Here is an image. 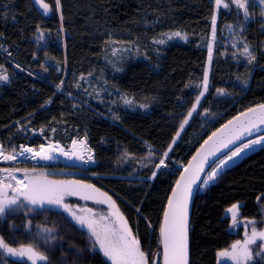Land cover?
I'll return each instance as SVG.
<instances>
[{
  "label": "trees",
  "instance_id": "1",
  "mask_svg": "<svg viewBox=\"0 0 264 264\" xmlns=\"http://www.w3.org/2000/svg\"><path fill=\"white\" fill-rule=\"evenodd\" d=\"M44 1L53 8L49 17L31 0H0V50L14 53L9 60L0 55V71L10 78L0 85V146L5 155L20 159L27 155H20L24 148L39 151L50 142L70 147L86 138L96 160L87 175L49 176L80 180L108 193L150 264H156L162 260L163 215L183 168L220 126L264 103V17L259 11L242 31L252 48L251 62L249 56L238 58L237 49H216L209 90L176 142L202 93L209 58L204 45L213 28L215 0H60L61 12L55 0ZM226 1L229 8L220 11L217 23L219 40L227 27L241 24L235 6ZM175 32L186 34L189 42L162 49L153 45ZM120 44L146 52L147 58L127 55L108 63ZM83 77L102 81L150 112L118 108L113 117H104L100 112L108 115L106 108L81 93ZM169 150L170 165L158 172ZM176 163L181 166L174 172ZM237 203L243 204L242 218L264 228V146L214 183H203L192 214V264H217L220 251L244 238V228L233 233L226 216ZM0 238L47 257L36 264H111L93 250L85 230L54 208L14 205L0 216ZM0 264L32 261L0 250ZM250 264H264V253Z\"/></svg>",
  "mask_w": 264,
  "mask_h": 264
},
{
  "label": "rangeland",
  "instance_id": "2",
  "mask_svg": "<svg viewBox=\"0 0 264 264\" xmlns=\"http://www.w3.org/2000/svg\"><path fill=\"white\" fill-rule=\"evenodd\" d=\"M223 3H228V2L226 0H223ZM215 5H216V0H215ZM233 5L235 6V4ZM247 7H248L249 15H248V18L245 19L244 10L239 9L235 6L237 13L241 16V24L231 25L227 27L223 33L222 39L219 40V37L217 36V23L219 20L220 11L222 9L228 10L229 7L224 8L223 4H221L219 7H217L216 5L215 14L213 17V19H215V23H213V20H212V23H213L212 32L209 35V37L205 40V45H204L209 52V58H208V63H207V67H206L205 74H204V81L202 84L203 95H201L198 98L199 102L196 103L194 106L195 111H193L194 108L191 110L190 112L191 115L188 116L186 119L187 123L183 124V130L189 124L191 119L197 114L199 105L209 90L210 73H211L213 62L216 57L215 55L216 49L218 48L223 49L224 47H230L233 49H237L238 58L240 59L246 58L248 56V53L252 54V48L248 45V43L244 41L242 37V31H243V28L247 24H249L250 22L256 19L255 17L259 13V11L264 10V4H260L259 0H250V1L247 0ZM55 8L58 12H61V2H60L59 8H57V6H55ZM189 40L190 38L186 34L181 33V32H175L173 34L167 35L161 40L154 41L153 45L158 47V49H162L168 43L177 42L181 44H187ZM245 46H247L248 53H245L244 51ZM2 50H4V48L1 49L0 51ZM5 50L10 51L11 49H5ZM127 55L133 56L134 59H138V58L144 59L145 57L147 58L146 52H141L140 49L130 48L128 46H124L120 44L113 48V50L109 53L108 57L106 58V61L108 63H116L117 60ZM0 75L7 76V80H0V85L2 84L6 85L10 83L9 76L5 74L2 70L0 71ZM205 76L207 77V90L206 91L204 89ZM82 79H83V86L80 90L81 93L83 94L85 99L90 101V103L105 107L107 113H109L108 114L109 116L101 112L100 114L106 118L113 117L114 112H115L114 110L118 108H122L125 111H131V112H139V113H149L150 112L149 106L144 105V104H137L130 97L116 94V93L109 91L102 81L94 80L91 77H83ZM82 103H88V102L84 101ZM183 130L179 132V135L176 138V142L179 141V138ZM255 139H259V137ZM244 144H242L241 146H243ZM263 146H264V141H262L261 144L259 145H253L251 148L245 149L243 152H241L239 156L234 157L233 160H229L227 164H224L223 166H221V162L225 160L228 155L232 154L234 151H236L239 148L237 147L235 150H233L232 152L224 156L222 159H220L214 165V167L209 171L204 181L205 186L214 183L216 179L223 172L235 166L236 164L240 163L245 157L259 150ZM44 149H45V152L48 153L49 156L52 157L51 159L41 160L38 157L33 156L32 153H27V155H25L24 157L20 159L18 157H16L15 160L0 159V162H3V163L7 162L9 165L6 167L0 166V169H3V168L19 169L18 171H15L13 174L16 176L17 180H24L25 184H28L31 181L43 182L45 180L57 181V182L59 181L79 182L78 184H71V185L66 184V187H75L77 189L76 194H68V192L63 193V204L68 206V211H66L63 206H58L55 204H48L47 202H45L43 206H40L39 204L31 205L26 200H24L23 196H21L16 191H13V189L6 190L7 198L11 199L12 197H16L18 200V203L25 202L26 204L32 207H37V208L49 207V208H54V209L64 212L77 226L85 230L90 235L94 243H95L96 238L92 235L91 230L87 227V225H81L76 219V217H82L86 220L93 221L97 232L101 233V238H103L105 233H107L109 239H115V237L119 235V229L121 227V221L118 217H122L124 222H126V220L121 214L116 201L108 193L95 187L92 184H89V183H86L80 180H75V179L58 180V179H54L49 176V175H73V176L87 175V173L85 172L87 167L90 165L96 164L94 152H92L89 149V147L85 149V160L86 161H85V164L83 165V168L69 167L70 169H60V168H52V167H58V165H62L60 164V161L63 158L65 159L66 157L72 154V147L71 146L66 147L61 143L50 142L49 144L44 146ZM46 149H50L51 154L47 152ZM39 151H34V152H39ZM166 153H167L166 156L165 154L163 155V160H162L163 163H160V165L158 166V170H157L158 172L164 171V169L170 165L168 164V162L170 161V150ZM22 162L29 164V166L21 167L19 164ZM180 166H181L180 163H176L173 169L174 172L176 169L180 168ZM24 169H27L28 171L25 173V171H23ZM213 171L216 172V176L213 179H209V175ZM8 175L9 173L0 171V180H3L4 177ZM25 177H27V179H25ZM4 182L12 184L14 188L20 187L19 185L16 184L15 180L8 179V180H5ZM80 185H90L91 187L90 188H80L79 187ZM23 190L27 191L28 189L24 188ZM85 196L89 198L85 199L84 198ZM235 205H238L235 222L232 220V213L228 211L233 206L230 207L226 211V216L230 217L232 220L231 231L233 233H237L241 227L244 228V238L237 241L234 244L236 245L234 259L231 256H220L219 255L220 252H227L230 254L233 253L234 250L232 246L231 248L222 250L218 253L217 264H250L256 257H259L262 255V253H264V239H262L259 235H257L254 240L251 239L253 227H255V230L257 233L264 231V228L259 229L255 224L256 220H246L241 217V208L243 206L242 203H237ZM13 206L14 205H9V207L5 209V212ZM126 225H127V228L130 229L127 222H126ZM246 241H249V242L245 244ZM245 247L247 248V251L251 254L250 259L246 258V254L244 252ZM95 248L98 251H100L98 245H95ZM140 251L144 253L146 264H150L149 254L147 252L142 251L141 248H140ZM109 262L111 263V261ZM160 263L162 264V260L160 262L158 260L156 261V264H160Z\"/></svg>",
  "mask_w": 264,
  "mask_h": 264
},
{
  "label": "snow or ice",
  "instance_id": "3",
  "mask_svg": "<svg viewBox=\"0 0 264 264\" xmlns=\"http://www.w3.org/2000/svg\"><path fill=\"white\" fill-rule=\"evenodd\" d=\"M231 3L235 4V6L239 9L244 10L245 19L248 18L249 12L247 7V0H230ZM36 3L39 4L47 13L50 10V6L48 3H45L44 0H36ZM260 4H264V0H259ZM55 4L57 8L60 6V0H55ZM223 4L224 8H228V3H223V0H216V5L219 7ZM261 15L264 16V10L261 11ZM213 23H215V19H213ZM214 31V30H213ZM178 35V34H177ZM245 53H248L247 46L244 49ZM249 62L254 59V57L248 53ZM0 80H7V76L0 75ZM204 89L207 90V77L205 76ZM203 95V93H201ZM199 101L197 100V103ZM195 111V108L193 109ZM249 112H256V109H249ZM261 115L259 118L260 123H264V105H260ZM248 113H244L247 115ZM191 113H189V116ZM239 119V117H237ZM187 123V120L184 121ZM232 123V121H229ZM227 127V125H225ZM181 130H183V125H181ZM249 134L251 132L249 131ZM215 135V133L213 134ZM264 141V135L260 136L259 139L251 140L248 143H245L243 146L239 147L232 154L228 155L225 160L221 162V166L227 164L229 160H233L234 157L239 156L241 152L245 149L251 148L253 145H259ZM14 152V150H13ZM24 153H32L33 156L38 157L41 160H48L52 157L47 155L43 145L40 147L39 152H34L31 148H24ZM43 153V154H42ZM167 153H165V156ZM200 155L199 153L197 154ZM0 159L3 160H15V154L5 155V150L3 146H0ZM197 157H193L195 161ZM163 163V161H161ZM203 161L201 160L199 164L196 165L197 170L200 165H202ZM189 167H193V165H189ZM19 169H9L3 168L0 171L9 173L8 176H5L3 180H0V216L5 213V209L9 207V205H15L18 203L16 197H12L11 199L7 198V189H13L21 196H23L24 200H26L31 205L43 206L45 202L48 204H55L58 206H63L66 211H68V206L63 204V193L68 192V194H76L77 189L75 187H66V184H78L79 182H63V181H48L45 180L43 182L40 181H31L28 184H25L24 180H17L16 176L13 174L15 171ZM25 173L28 171L24 169ZM216 176V172L213 171L209 175V179H213ZM15 180L16 184L20 187L14 188L12 184L5 183V180ZM27 179V177H25ZM182 180L184 177L181 178ZM194 179V177H193ZM191 182L189 180L185 185L181 193L178 195L176 192L173 193V196L176 197L175 203L170 200L168 207L169 211L164 214V227L161 229L162 234V243H163V260L164 264H187V206L188 199L191 193ZM206 183V182H205ZM80 188H90V185H80ZM179 187V185H178ZM27 188V191L23 189ZM85 199L89 198L87 196ZM110 199V198H109ZM238 205H233L231 209L228 211L232 213V220L235 222L236 220V212ZM121 221V227L119 229V235L115 237V239H109L107 233H105L104 237L101 238V233L97 232L94 222L91 220H86L82 217H76L78 222L81 225H87V227L91 230L92 235L96 238L94 243L99 246V250L103 253V255L111 261V264H146L144 253L140 251L139 242L132 236L130 229L127 228L126 222L123 221L122 217H118ZM46 232L51 231L50 229H45ZM259 235L262 239H264V231L257 233L255 227L252 228V240ZM48 237H45L47 239ZM249 241H246L247 244ZM235 249L236 245H233V253L220 252V256H231L233 259L235 258ZM0 250H3L5 254H8L13 257H17L20 259L27 258V260L32 261V264H36L37 261H46L47 257L36 252L31 246L25 248H13L10 247L7 242L3 238H0ZM244 252L246 254V258H251V254L247 251L245 247Z\"/></svg>",
  "mask_w": 264,
  "mask_h": 264
},
{
  "label": "water",
  "instance_id": "4",
  "mask_svg": "<svg viewBox=\"0 0 264 264\" xmlns=\"http://www.w3.org/2000/svg\"><path fill=\"white\" fill-rule=\"evenodd\" d=\"M35 7L46 17H49L53 13V8L50 6V10L45 13V10L36 3V0H31ZM45 2V1H44ZM46 3V2H45ZM260 105L254 106L250 109H256V112H249L248 110L238 114L229 121L220 126L216 131H214L196 150L193 156L190 158L186 166L181 171L177 182L174 185L172 193L169 197L165 212L169 211V201L172 200L175 203L176 197L173 193L176 192L178 195L184 188V185L189 181L191 182V193L188 199L187 206V264L191 263V223L192 214L194 209L195 199L198 192L200 191L209 171L214 167V165L222 159L224 156L235 150L242 144L264 135V123L259 122L261 115ZM244 113H248L244 115ZM239 117V119H237ZM227 125V127H225ZM249 131L251 134H249ZM215 133V135H213ZM72 154L65 159L60 161V164L67 167L83 168L85 164V149L88 146V140L83 138L81 141L75 140L72 145ZM200 154L199 156L197 154ZM193 157H197L194 161ZM203 161L197 170L196 165ZM193 165V167H189ZM184 177L182 180L181 178ZM194 177V179H193ZM179 185V187H178ZM164 212V214H165ZM164 227V215L162 219L161 229ZM162 241V234H161ZM162 264L163 260V243H162Z\"/></svg>",
  "mask_w": 264,
  "mask_h": 264
},
{
  "label": "built area",
  "instance_id": "5",
  "mask_svg": "<svg viewBox=\"0 0 264 264\" xmlns=\"http://www.w3.org/2000/svg\"><path fill=\"white\" fill-rule=\"evenodd\" d=\"M13 51L12 50H10V51H8V50H2V51H0V55H2L5 59H7V60H9L10 58H12L13 57Z\"/></svg>",
  "mask_w": 264,
  "mask_h": 264
},
{
  "label": "bare ground",
  "instance_id": "6",
  "mask_svg": "<svg viewBox=\"0 0 264 264\" xmlns=\"http://www.w3.org/2000/svg\"><path fill=\"white\" fill-rule=\"evenodd\" d=\"M52 150V149H51ZM47 152L50 153V149H46ZM54 152V151H53ZM60 153V152H59ZM48 154V153H47ZM51 154V153H50ZM49 155V154H48ZM64 159V158H63ZM56 160V159H55Z\"/></svg>",
  "mask_w": 264,
  "mask_h": 264
}]
</instances>
